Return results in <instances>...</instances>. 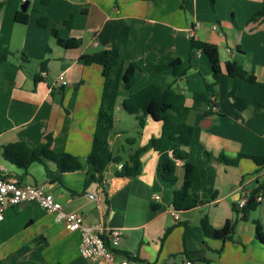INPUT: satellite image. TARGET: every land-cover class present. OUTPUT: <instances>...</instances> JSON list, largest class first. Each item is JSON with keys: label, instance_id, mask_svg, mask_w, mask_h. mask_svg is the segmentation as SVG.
Wrapping results in <instances>:
<instances>
[{"label": "crops", "instance_id": "1", "mask_svg": "<svg viewBox=\"0 0 264 264\" xmlns=\"http://www.w3.org/2000/svg\"><path fill=\"white\" fill-rule=\"evenodd\" d=\"M24 3L26 12L20 10ZM261 8L262 0H213V4L210 0H50L47 4L0 0V52L12 53L0 62V168L24 185L45 187L63 211L82 216V226L122 229L123 237L115 247L120 256L134 255L144 264H264V244L255 233L256 223L264 227V194L245 219L241 211H234L243 182L249 192L264 183V167L251 160L264 153V90L260 87L264 83V15L257 14ZM18 12L27 15L26 24L15 22ZM41 16L48 19V27L37 26ZM118 20L126 21L130 29L123 46L124 67L137 65L132 88L120 86L109 138L110 152L122 162L106 167L103 189L97 184L84 189L83 172L63 174L60 184H50L44 177L39 185L30 170L20 179L22 170L8 166L3 157V148L10 144L35 147L50 136L55 153L80 160L89 155L103 70L95 64L85 66L80 58L109 49ZM196 24L193 39L217 47L221 73L210 105L191 109L186 117L193 139L185 151L198 169L190 193L203 204L179 211L174 219L171 200L173 190L182 184V163L176 162L173 186L158 173L159 165L172 158V145L165 143L159 151L144 153L142 170L135 178L115 176L130 154L161 134V123L150 116L140 128L136 117L123 111L122 101L155 83L171 85L184 97V105L192 107L193 94L204 92L205 82L212 79L204 53L198 50L190 55L188 31ZM52 29L62 39H79L80 45L60 46ZM177 58L183 65L182 75L174 77L170 69L156 71L157 65ZM44 61L46 76L35 84L33 75L41 72ZM227 61L255 78L254 82L239 81L236 95L245 100L244 111L232 105L229 93L235 80L225 72ZM60 75L66 80L64 86L56 82ZM128 138L134 139L133 145L126 143ZM239 155L245 157L235 166L219 161L220 156L235 159ZM204 219L213 230L233 222L232 231L227 236L205 237ZM79 243L78 232H69L64 223L34 203L7 208L0 222V264H106L83 258Z\"/></svg>", "mask_w": 264, "mask_h": 264}, {"label": "trees", "instance_id": "2", "mask_svg": "<svg viewBox=\"0 0 264 264\" xmlns=\"http://www.w3.org/2000/svg\"><path fill=\"white\" fill-rule=\"evenodd\" d=\"M50 0H41L47 4ZM156 1V0H141ZM213 4V0H210ZM264 15V0L262 8L257 13ZM15 22L26 24L27 15L21 12L16 13ZM36 24L40 28L48 27V19L39 17ZM129 25L124 20L115 23L114 38L109 49L99 52L87 53L81 56L80 61L85 66L99 65L103 70V86L98 106L93 140L89 155L80 160L67 153H55L50 149L51 137L47 136L44 143L35 147H30L23 142L10 144L3 148V157L16 168L23 171L19 177L23 179L30 165L36 163L42 166L44 177L50 184L61 182L62 175L65 173L83 172L84 189L93 184L104 188L103 173L109 164H118L122 160L113 156L109 149V138L113 134V113L120 86L125 90H130L136 82L137 65L131 63L124 67L123 46L128 38ZM52 36L57 43L64 48H76L80 45L79 39H62L58 36L55 29L51 30ZM202 51L212 69V79L205 82V90L201 93L193 94V104L191 108L184 105V97L177 92L171 85L163 86L160 84H150L140 91L128 95L122 101V109L128 115H134L140 128L144 126L145 117L150 116L154 121L161 123V134L157 138H151L148 143L128 156V160L121 165L116 177L135 178L142 170L141 156L149 150L159 151L165 143L172 145V158L165 159L158 167L160 178L173 186L176 182L175 170L176 162L182 163L183 178L181 187L173 190L172 207L177 211H186L203 204L198 196L190 193L191 186L198 177V169L188 159L185 148L190 146L193 139V130L187 125L186 117L189 111L199 110L204 106L210 105V99L214 97V88L218 83L220 70L219 53L216 46L197 42L190 39V55L196 51ZM12 53L8 50L0 52V62L6 61ZM22 59H25L22 56ZM183 65L177 58L167 64L157 65L156 71L161 72L170 69L174 77L182 75ZM45 69V61L41 63V71ZM228 76L235 80L230 91L232 105L239 111L247 108L245 100L236 95L240 89L239 81L254 82L255 78L246 73L240 66L233 61H227L224 66ZM34 83H39L42 78L39 74L33 75ZM264 90V83L260 84ZM128 145L134 144V139L126 140ZM244 155H239L235 159H226L220 156L219 161L230 166H235ZM251 160L260 168L264 167V153L261 156L252 157ZM8 174L4 178H8ZM264 184V183H263ZM263 184L254 191H251L248 201L241 211L245 219L247 214L254 210L258 203L255 198L259 194H264ZM238 214L237 207L234 208ZM202 231L205 237L229 235L233 228V222H226L222 229L213 230L206 219L201 222ZM256 239L264 244V227L256 223ZM168 230L166 231V233Z\"/></svg>", "mask_w": 264, "mask_h": 264}, {"label": "built area", "instance_id": "3", "mask_svg": "<svg viewBox=\"0 0 264 264\" xmlns=\"http://www.w3.org/2000/svg\"><path fill=\"white\" fill-rule=\"evenodd\" d=\"M198 28L196 24L188 31V36L193 38V32ZM41 77H45L44 71L40 72ZM56 82L64 86L66 80L63 75L57 77ZM8 173L0 168V222L4 218V212L7 208L16 207L23 203H34L44 211L54 215L56 222L65 224L69 232H78L80 235L79 254L92 262L101 261L106 264H144L136 260V256H120L115 247L123 237V231L120 228H105L102 225L82 226V216L77 212H65L60 203L54 196L47 192L45 187L37 185L22 184L15 178H4ZM250 183V180H249ZM243 182L239 186L240 196L236 202L237 210H242L248 201L251 193ZM260 195L255 198L260 201ZM89 199H94L93 194H88ZM158 200L159 197L155 196ZM172 216L178 218V212L172 207ZM186 264H190L187 262Z\"/></svg>", "mask_w": 264, "mask_h": 264}, {"label": "rangeland", "instance_id": "4", "mask_svg": "<svg viewBox=\"0 0 264 264\" xmlns=\"http://www.w3.org/2000/svg\"><path fill=\"white\" fill-rule=\"evenodd\" d=\"M39 75H40V73H39ZM121 144L124 145L125 144L124 141H121ZM116 148L117 147L114 148V151H116ZM8 164H9L8 166L13 167V165L11 163H8ZM13 169L15 171H18V170L15 169V167ZM29 170L36 176V183L41 185L42 182L44 181L43 180L44 179V171H43L42 166L39 165V164L34 163V164L30 165V168L27 170L28 173H30ZM21 174H23V171L21 172Z\"/></svg>", "mask_w": 264, "mask_h": 264}, {"label": "water", "instance_id": "5", "mask_svg": "<svg viewBox=\"0 0 264 264\" xmlns=\"http://www.w3.org/2000/svg\"><path fill=\"white\" fill-rule=\"evenodd\" d=\"M26 7H27V3H24L23 5L20 6V10L22 12H26Z\"/></svg>", "mask_w": 264, "mask_h": 264}]
</instances>
